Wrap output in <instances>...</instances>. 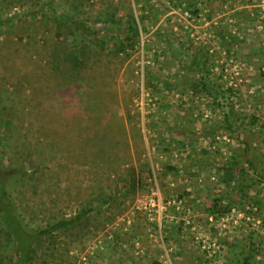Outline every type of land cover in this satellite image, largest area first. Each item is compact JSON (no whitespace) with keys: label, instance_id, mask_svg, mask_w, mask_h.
I'll list each match as a JSON object with an SVG mask.
<instances>
[{"label":"rangeland","instance_id":"rangeland-1","mask_svg":"<svg viewBox=\"0 0 264 264\" xmlns=\"http://www.w3.org/2000/svg\"><path fill=\"white\" fill-rule=\"evenodd\" d=\"M0 8L9 18L0 28V161L9 173L22 163L34 172L10 188L27 229L118 192L89 222L33 247L27 264H231L244 253L264 264L263 181L246 197L229 194L217 168L232 161L263 174L264 0H0ZM68 18L103 32L62 35ZM130 18L139 35L123 43L114 30ZM75 37L85 52L78 68L64 60ZM205 52V75L185 68ZM185 74L210 91L194 94ZM3 239L0 264H17Z\"/></svg>","mask_w":264,"mask_h":264},{"label":"trees","instance_id":"trees-1","mask_svg":"<svg viewBox=\"0 0 264 264\" xmlns=\"http://www.w3.org/2000/svg\"><path fill=\"white\" fill-rule=\"evenodd\" d=\"M45 3L47 2H44L43 4ZM2 11V8H0V28L9 22L8 17L2 16ZM60 23L62 28L64 29L62 35H64L65 29H72L74 35L77 37L80 34L91 38L103 32V30L101 29H95L94 26H92L85 20H80L77 18H68L67 21ZM126 23L127 24L123 22H118L117 29L114 30L117 36H120V38L123 39V43H126V41H132L134 37L139 35V29L136 20L130 18ZM65 39L66 37L64 38V40ZM74 39V47H76V49L73 48L70 51H67L65 49L64 60L69 61L75 68H78L80 67L81 63L84 62L85 52L82 49L83 46H79L78 42L76 41V37ZM63 47L65 46L63 45ZM118 49L119 46L115 51L118 52ZM185 68H187V70H189L190 68H192L191 70H193V68H195L197 72L199 70H202L204 74V70L206 71L207 69L206 52L202 53L200 56L195 55L191 63L186 64ZM186 76L190 77L188 74H185V77ZM188 77L186 78L188 79L189 86L191 87V89H193L194 94L206 93L210 91V82L206 81L205 79H203L202 82H198L197 80H191ZM229 118L230 114H227L225 116V119L227 121V125L231 127L229 123ZM253 121H255V119H253L252 122ZM244 148V153L246 155L245 162L248 163L249 166L255 167L256 160L250 157L251 143L249 141H245ZM257 155L258 156L256 158L259 161L263 170V174H260L258 177H250L245 167L238 162L224 161L219 162L217 164L219 175L218 181L225 187H227V191L229 194L234 193L238 196L246 197L248 196V193L253 186L258 185L262 181L264 186V150L258 151ZM30 157L31 156H29V158ZM23 161H25L27 164L33 163L32 160L26 159ZM20 168L21 169L16 170L14 173H9L6 169H4L0 161V238L1 241H3V238L9 237L12 241L14 248V258L17 261V264H27L28 259L31 258H29V251H31L32 248L36 245H42L43 242L46 241L47 238L54 235L55 232L71 231L77 228L78 226L89 222V218L92 213L98 212L100 210L101 205L113 201L118 195L117 192V194H106L101 196L100 198L98 197V204H93L92 202H90L89 204H86L85 206L81 207L77 212L72 213L70 216H58L50 214L44 226L27 229V227L29 226L25 224L22 218L20 217L21 214L18 211L14 199L12 198L10 188L12 184H14L13 182L16 179L15 176H20V178L23 179L28 175L31 176L32 174H34V172H28L25 163H22L20 165ZM137 187L138 180H136V177H131V179L129 180V189L127 191L134 193ZM209 211L219 212L220 210ZM2 247L4 248V245H2ZM254 247L255 245L252 246V251L254 250ZM240 251L244 253L243 248H241ZM251 259V253H244L241 259H233L231 261V264H252Z\"/></svg>","mask_w":264,"mask_h":264},{"label":"built area","instance_id":"built-area-1","mask_svg":"<svg viewBox=\"0 0 264 264\" xmlns=\"http://www.w3.org/2000/svg\"><path fill=\"white\" fill-rule=\"evenodd\" d=\"M207 247H208V249H211L212 245L211 244H207Z\"/></svg>","mask_w":264,"mask_h":264}]
</instances>
